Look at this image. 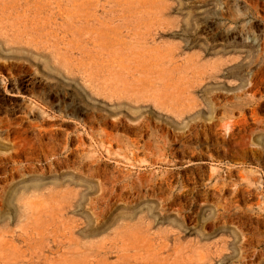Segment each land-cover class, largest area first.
Listing matches in <instances>:
<instances>
[{"label":"rangeland","instance_id":"rangeland-1","mask_svg":"<svg viewBox=\"0 0 264 264\" xmlns=\"http://www.w3.org/2000/svg\"><path fill=\"white\" fill-rule=\"evenodd\" d=\"M0 228V264H264V0H0Z\"/></svg>","mask_w":264,"mask_h":264},{"label":"bare ground","instance_id":"bare-ground-1","mask_svg":"<svg viewBox=\"0 0 264 264\" xmlns=\"http://www.w3.org/2000/svg\"><path fill=\"white\" fill-rule=\"evenodd\" d=\"M70 190V189H69ZM69 190H66L67 192L66 193H68V191ZM104 190V189H103ZM73 191V190H72ZM70 192V191H69ZM65 193V192H64ZM64 193L62 192L61 194H63L62 196H65L64 195ZM73 193V192H72ZM69 194H71V192L69 193ZM67 195V194H66ZM73 195V194H72ZM71 195V196H72ZM75 195V194H74ZM61 196V195H60ZM68 196V195H67ZM73 197V196H72ZM8 232L5 230V229H2V228H0V238H1V240L4 242V244L5 245H7L8 247H13V241H11V240H9L8 238H7V234ZM202 253H204V252H202ZM201 253V254H202ZM200 255V254H199ZM200 257V256H199ZM205 257V256H204ZM203 257V258H204ZM204 260V259H203ZM200 261V260H199Z\"/></svg>","mask_w":264,"mask_h":264}]
</instances>
